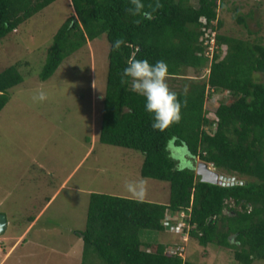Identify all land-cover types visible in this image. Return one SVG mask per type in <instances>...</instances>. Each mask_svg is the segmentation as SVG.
<instances>
[{"label":"trees","instance_id":"16d2710c","mask_svg":"<svg viewBox=\"0 0 264 264\" xmlns=\"http://www.w3.org/2000/svg\"><path fill=\"white\" fill-rule=\"evenodd\" d=\"M52 1L0 0V39ZM142 3L151 12L147 5L155 6L157 0ZM159 3L162 7L147 19L128 13L130 0H69L72 11L54 33L39 73L40 79L48 78L65 56L104 35L107 70L97 138L140 151V175L169 184L166 203L90 192L79 233L80 264H193L166 253L167 242H147L139 236L143 229L169 232L163 217L171 214L173 225L181 210L186 213L181 219L190 225L187 238L202 246L214 243L231 249L240 264L264 260V44L219 32V0H196L195 5L189 0ZM234 18L244 24L242 16L234 14ZM204 31H214L211 56L204 53ZM120 38L126 44L114 50ZM134 58L151 64L163 60L168 78L183 81L180 89H172L186 101L178 124L162 132L153 129L145 98L132 91L130 79L121 84L120 74ZM17 63L0 71V110L7 101V90L21 81ZM187 68L207 70L195 79L185 76ZM216 91L225 99L208 105ZM172 137L187 143L192 158L238 175L235 179L242 183L203 182L192 168L173 171L175 162L164 150ZM89 255L98 263L87 262Z\"/></svg>","mask_w":264,"mask_h":264},{"label":"rangeland","instance_id":"374dc122","mask_svg":"<svg viewBox=\"0 0 264 264\" xmlns=\"http://www.w3.org/2000/svg\"><path fill=\"white\" fill-rule=\"evenodd\" d=\"M219 1V32L264 44V0ZM189 2L196 4V0ZM71 11L69 0H54L0 39V71L18 62L21 75V81L7 90L0 110V213L6 221L0 233V264H80L79 233L90 192L132 198L124 182L144 178L148 185L144 201H168L167 181L140 175V151L97 138L107 70L104 35L65 56L48 78H39L52 37ZM234 14L242 16L244 24ZM205 51L209 53L208 46ZM206 70L187 68L184 74L196 79ZM182 82L167 79L170 89H180ZM37 88L48 93L47 100H32ZM221 98L225 99L216 91L208 105ZM205 114L212 117L209 111ZM199 161L188 154L186 168L194 169ZM139 236L147 242L179 241L168 231L143 229ZM181 258L193 264H240L231 249L214 243L202 246L191 238ZM85 260L99 261L92 255ZM251 264H264V260Z\"/></svg>","mask_w":264,"mask_h":264},{"label":"clouds","instance_id":"9594fccd","mask_svg":"<svg viewBox=\"0 0 264 264\" xmlns=\"http://www.w3.org/2000/svg\"><path fill=\"white\" fill-rule=\"evenodd\" d=\"M130 4L132 7L127 9L129 14L144 16L147 19H152L151 12H155L162 7L159 0H157L155 6L152 4L147 5L151 12L145 11L146 6L142 3V0H130ZM135 22L140 23L139 20ZM125 44L126 41L120 38L115 40L113 48L119 50ZM168 76V65L165 61L160 60L155 64H151L147 59L135 58L128 61L127 66L120 74L122 85L127 84L130 79L132 91L145 98V109L152 114V127L161 132L181 121L182 107L186 106V101L182 102L179 99L180 94L170 89L167 83ZM47 99L48 93L43 88H37L32 95L34 102H43ZM164 150L168 153V159L175 161L173 171H184L189 154L187 143L179 140L178 137H172L166 143ZM209 164L208 166L215 170ZM124 190L132 198L142 202L148 191L147 181L144 178L126 180Z\"/></svg>","mask_w":264,"mask_h":264},{"label":"built area","instance_id":"2783aa9c","mask_svg":"<svg viewBox=\"0 0 264 264\" xmlns=\"http://www.w3.org/2000/svg\"><path fill=\"white\" fill-rule=\"evenodd\" d=\"M200 20L204 22V19L202 17H200ZM202 37L204 38L203 44H206L209 47V53L207 51H204V53L205 55L211 56L212 51L215 48L214 31H211L210 33L204 31ZM175 215L176 221H174L173 225L169 223V220L172 218L171 214H165L162 219V223L168 227L169 232H172L175 236L178 237L179 240L177 242L174 241L172 244L168 245L165 248V252L181 256V251L184 249V243L187 240V231L190 228V225H188L181 219L186 215L184 211H178Z\"/></svg>","mask_w":264,"mask_h":264},{"label":"water","instance_id":"95a60500","mask_svg":"<svg viewBox=\"0 0 264 264\" xmlns=\"http://www.w3.org/2000/svg\"><path fill=\"white\" fill-rule=\"evenodd\" d=\"M195 174L199 176V180L203 182H208L212 184L220 185H231L242 183L241 180L235 179L234 176H227L225 174L219 173L218 171L210 168L204 161H199L196 163L194 168ZM6 225L5 217L0 213V233L4 231Z\"/></svg>","mask_w":264,"mask_h":264},{"label":"crops","instance_id":"0c3cea01","mask_svg":"<svg viewBox=\"0 0 264 264\" xmlns=\"http://www.w3.org/2000/svg\"><path fill=\"white\" fill-rule=\"evenodd\" d=\"M52 196H54V194H53ZM48 201H49V198H48ZM48 201H46V203H45V204H47V203H48ZM41 208H42V207H41ZM39 212H40V210L37 212L36 216L39 214ZM33 219H34V218H33ZM33 219H32V222H33ZM30 224H31V223H30ZM30 224H29V225H30ZM21 235H22V234H21ZM20 237H21V236H20ZM17 239H19V240H20V238H18V237H17ZM5 255H6V253H5Z\"/></svg>","mask_w":264,"mask_h":264}]
</instances>
